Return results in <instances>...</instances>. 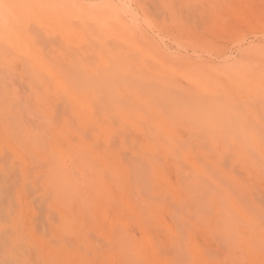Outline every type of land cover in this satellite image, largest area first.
<instances>
[{
	"label": "bare ground",
	"instance_id": "obj_1",
	"mask_svg": "<svg viewBox=\"0 0 264 264\" xmlns=\"http://www.w3.org/2000/svg\"><path fill=\"white\" fill-rule=\"evenodd\" d=\"M248 33L264 0H0L13 264H264V44L224 47Z\"/></svg>",
	"mask_w": 264,
	"mask_h": 264
},
{
	"label": "rangeland",
	"instance_id": "obj_2",
	"mask_svg": "<svg viewBox=\"0 0 264 264\" xmlns=\"http://www.w3.org/2000/svg\"><path fill=\"white\" fill-rule=\"evenodd\" d=\"M151 35H154L153 37L158 39L157 37H155V36H157L156 33H152ZM162 36H163V38H164V36L166 37L165 34L162 35ZM163 41L164 42H162V43L164 44V47H167L168 50H170L172 52L178 51L176 45L173 42V40L164 38ZM249 43L252 44V45H258V44L263 45L264 44V37H263V35H259V34L256 35V34L248 33L246 35V41L243 44L244 46L241 45V47L240 46L237 47L236 45H232L231 43L227 44V42H224V43L222 42L221 44L223 46L227 44L226 46H224L225 49H226L225 52H226L227 56H229V57H238L240 55V52L242 51V48L250 45ZM188 51L189 52L186 51V52H183V53H185V54L186 53H188V54L192 53L191 50H188ZM190 55H192V54H190ZM216 57H217L216 55L214 57H212L213 58L212 60L214 62L215 61L216 62L219 61V58L218 57L216 58ZM172 179L175 180V175H173ZM168 220H169V218H168ZM12 248H13L12 243L10 241H8L6 239V237H4L2 235V233H1L0 234V264H13V261H12V258H11V254L13 252ZM95 264H117V261H116V259L108 258L107 260H105L104 263H102L100 261H96Z\"/></svg>",
	"mask_w": 264,
	"mask_h": 264
}]
</instances>
